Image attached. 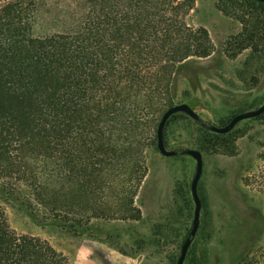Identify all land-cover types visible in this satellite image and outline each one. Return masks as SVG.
Returning <instances> with one entry per match:
<instances>
[{
	"label": "trees",
	"instance_id": "obj_1",
	"mask_svg": "<svg viewBox=\"0 0 264 264\" xmlns=\"http://www.w3.org/2000/svg\"><path fill=\"white\" fill-rule=\"evenodd\" d=\"M194 5L0 0V196L18 200L31 217L36 208L72 227L141 219L145 152L157 148L161 116L176 104L178 73L215 51L209 30L188 22ZM217 7L243 26L226 51L264 44V1L218 0ZM180 114L167 120L164 141ZM255 119L264 124V112ZM201 128L205 148L236 154L231 132ZM261 147L255 179L264 194ZM0 264L75 263L47 239L17 232L0 208ZM238 264H264V243Z\"/></svg>",
	"mask_w": 264,
	"mask_h": 264
},
{
	"label": "rangeland",
	"instance_id": "obj_2",
	"mask_svg": "<svg viewBox=\"0 0 264 264\" xmlns=\"http://www.w3.org/2000/svg\"><path fill=\"white\" fill-rule=\"evenodd\" d=\"M217 2L195 0L188 16L191 25L209 30L215 51L185 62L175 103L187 102L203 121L223 125L264 102V44L236 55L226 51L225 43L243 26ZM201 127L187 114L166 127L168 149L197 148L203 156L200 223L184 264H238L248 249L264 243V194L255 179L262 166L264 124L255 117L238 122L229 131L237 151L232 155L205 148L208 132ZM145 155L148 172L136 197L139 220L101 217L72 227L36 208L31 217L18 200L0 196V208L17 232L47 239L75 264H176L194 217L190 184L196 161L188 154L166 156L156 147Z\"/></svg>",
	"mask_w": 264,
	"mask_h": 264
},
{
	"label": "water",
	"instance_id": "obj_3",
	"mask_svg": "<svg viewBox=\"0 0 264 264\" xmlns=\"http://www.w3.org/2000/svg\"><path fill=\"white\" fill-rule=\"evenodd\" d=\"M259 1H264V0H259ZM179 112H184L188 114L192 119L200 123L202 126L214 132L227 133L231 131L236 126V124L240 122L241 120L256 117L260 115L261 113H263L264 112V102L256 108L241 111L233 115L225 125H215V124H211V123H207L203 121L200 115L195 111V109L192 106H190V104H188L187 102L176 103L168 107L161 116V119L158 123V129H157V148L158 150L166 156H172L176 154H188L192 156L196 161L195 172L193 174V177L191 179V184H190L191 193H192V196L195 202L194 217H193L192 227L181 245L180 253L176 261V264H184L190 243L194 235L196 234L198 227H199V223H200V211H201L202 204H201L200 196L198 194L197 186H198V182H199V179L203 171V156H202L201 151L197 148L187 147V148H180V149H168L166 147L165 141H164V128H165L166 122L170 116H172L175 113H179Z\"/></svg>",
	"mask_w": 264,
	"mask_h": 264
}]
</instances>
